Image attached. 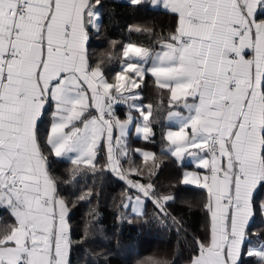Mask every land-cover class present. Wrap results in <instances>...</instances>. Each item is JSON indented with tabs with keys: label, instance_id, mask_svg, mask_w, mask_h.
<instances>
[{
	"label": "snow or ice",
	"instance_id": "1",
	"mask_svg": "<svg viewBox=\"0 0 264 264\" xmlns=\"http://www.w3.org/2000/svg\"><path fill=\"white\" fill-rule=\"evenodd\" d=\"M128 3L170 14L167 34L130 26L154 39L110 40L97 56L103 0H0V209L9 217H0V264H73L90 229L74 239L75 201L64 193L82 172L123 181V209L188 243L187 221L169 211L175 196L156 188L168 156L190 159L195 170L178 183L205 193L203 236L192 234L188 264H264V243L252 240L255 216L264 218V0ZM114 60L120 70L110 77ZM146 77L159 103H145ZM165 96L160 158L137 148L143 165L125 169L130 129L154 144ZM61 163L71 167L58 175Z\"/></svg>",
	"mask_w": 264,
	"mask_h": 264
},
{
	"label": "trees",
	"instance_id": "2",
	"mask_svg": "<svg viewBox=\"0 0 264 264\" xmlns=\"http://www.w3.org/2000/svg\"><path fill=\"white\" fill-rule=\"evenodd\" d=\"M104 7L101 9L103 24L98 36L93 37L92 47L97 56L111 51L109 41L127 43L130 40L140 43H147L153 37L148 36L143 31L141 33H130V26H139L142 29H152L157 35H166L173 23L170 14L163 9H154L150 6L134 7L127 2L119 0H103ZM118 51V49H117ZM109 76H113L120 70L118 60L111 64ZM147 88L143 95L146 97L145 103H159L160 96L154 90V85L146 77ZM140 91V89H137ZM165 110L160 114V122L153 124L155 132V143L150 144L142 138L134 135V127L130 132L128 143L130 145L129 161H124L125 169L132 166H142L143 160L139 153H135L137 148L146 149L156 153L160 158L161 148L166 141L162 136L166 130L165 117L167 115V97L163 98ZM117 114L123 116L127 111L124 105H117ZM162 168L158 172L155 180L157 191L163 194L175 196V202L171 204L169 211L178 217L182 216L187 221L188 243L181 237L178 238L175 228H161L150 218L154 211L151 203L147 205V213L150 223L143 221L133 215L130 209L122 208V193L127 191V186L123 181L110 173L82 172L77 175L74 186H66L65 196L70 201H75L71 207V221L75 236L79 239L85 227L89 226V238L81 246L80 250L73 257V264H136L137 260L148 256L169 261V264H188L192 254L190 242L192 234L203 236L202 225L204 215L199 205L204 198V191L196 186H185L178 183L179 178L185 170H195L190 164H180L174 157L162 158ZM59 172L66 174V170L71 167L68 163L57 165ZM92 191L90 199L85 201L77 200L80 194ZM75 192V196L70 193ZM260 199H264V194ZM127 216L132 220L129 224L127 220L120 221L118 216ZM0 217L8 220L7 213L0 209ZM2 222V221H0ZM252 231L259 234V239L254 235L253 244L264 243V218L259 214L255 216V223ZM119 242V244L117 243Z\"/></svg>",
	"mask_w": 264,
	"mask_h": 264
},
{
	"label": "crops",
	"instance_id": "3",
	"mask_svg": "<svg viewBox=\"0 0 264 264\" xmlns=\"http://www.w3.org/2000/svg\"><path fill=\"white\" fill-rule=\"evenodd\" d=\"M120 1V0H119ZM154 9H157V8H154ZM159 9H162V8H159ZM126 107V106H125ZM166 124H167V121L165 120ZM167 131V128L165 130V132ZM179 162V161H178ZM180 164H190L194 169H195V166L192 164L191 160L186 158L183 162H179ZM191 171H194V170H191ZM130 209V208H129Z\"/></svg>",
	"mask_w": 264,
	"mask_h": 264
},
{
	"label": "rangeland",
	"instance_id": "4",
	"mask_svg": "<svg viewBox=\"0 0 264 264\" xmlns=\"http://www.w3.org/2000/svg\"><path fill=\"white\" fill-rule=\"evenodd\" d=\"M120 1L127 2L128 3V0H120ZM132 129H133V127L130 129V132H131ZM134 135H136L135 128H134ZM185 171H191V170H185ZM185 186H191V187H193L194 185H185ZM130 212H131V209H130Z\"/></svg>",
	"mask_w": 264,
	"mask_h": 264
}]
</instances>
